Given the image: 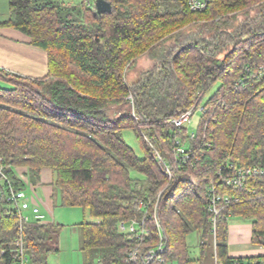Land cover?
<instances>
[{
  "label": "trees",
  "instance_id": "trees-1",
  "mask_svg": "<svg viewBox=\"0 0 264 264\" xmlns=\"http://www.w3.org/2000/svg\"><path fill=\"white\" fill-rule=\"evenodd\" d=\"M109 1L112 13L95 15L96 6L84 0L73 6L10 0L5 25L47 52L49 71L37 78L0 67V81L8 85L0 86L6 264H46L56 247L62 226L22 221L11 200L12 191L38 183L43 168L52 169L62 205L82 207L94 219L80 224L85 264H133L134 248L144 253L159 243L156 220L167 247L162 264H201L187 249L193 233L203 238L202 250L213 237L218 264H264V256L234 258L228 248L234 218L251 221L252 243L264 248V197L251 193L256 179L239 187L219 176L231 164L264 166V0H211L203 11H192L188 0ZM238 13L246 18L237 21ZM146 54L158 64L129 84L128 71ZM200 107L203 118L190 138L172 121ZM126 129L136 134L143 157L126 141ZM176 138L191 154L189 162L176 161ZM211 178L231 199L216 220ZM142 201L149 206L141 208ZM144 218L149 234L141 240L137 231L120 228L134 221L139 227Z\"/></svg>",
  "mask_w": 264,
  "mask_h": 264
},
{
  "label": "crops",
  "instance_id": "crops-1",
  "mask_svg": "<svg viewBox=\"0 0 264 264\" xmlns=\"http://www.w3.org/2000/svg\"><path fill=\"white\" fill-rule=\"evenodd\" d=\"M80 1L78 0L73 3L63 2L68 6H73ZM10 4V0H0V67L25 76L44 77L49 71L47 52L42 48L32 45L31 38L28 35L14 27L5 25L11 17ZM23 171L21 169L19 174L24 179H27ZM53 181L54 174L52 169L43 168L39 182L36 184L29 183L31 195L29 196L25 192L27 200L32 201V198H34L41 211L46 215V219L43 221L46 224L54 223L55 210L59 203V199H57L58 197L55 194ZM34 192L35 196H33ZM26 214L32 220L36 219L32 210L26 211ZM84 214L88 217V220L85 219V221H94L88 211H84ZM252 239L253 224L251 221L238 218L230 220L228 248L231 257L264 256V248L255 246L252 243ZM0 264H6L5 258L2 256L1 246Z\"/></svg>",
  "mask_w": 264,
  "mask_h": 264
},
{
  "label": "built area",
  "instance_id": "built-area-1",
  "mask_svg": "<svg viewBox=\"0 0 264 264\" xmlns=\"http://www.w3.org/2000/svg\"><path fill=\"white\" fill-rule=\"evenodd\" d=\"M85 3L92 7L96 5L97 0H84ZM211 3V0H188V5L192 11H203L208 5ZM131 102L133 103L132 96L129 97ZM204 110V108H201ZM205 111V110H204ZM195 108L190 109L183 115L178 118L173 119V124L175 125L178 131L180 130H188V125L190 124L192 117L194 116ZM196 133H190V138H195ZM178 137V136H176ZM172 153L179 163L189 162L191 160V154L187 151V149L182 145L181 140L179 138L175 139L174 147ZM159 159L163 160L162 156L158 154ZM165 163V170L168 172L169 176H171V166L167 161ZM220 179L224 181L227 186H243L247 179H256L255 184L256 187L251 189V193L258 194V197H264V166L254 165L247 167H239L234 166L233 164L230 167L227 166V172H219ZM209 187V196L211 198V208L215 213V220L219 213L223 210V208L228 207L231 204V199L229 196L225 194H221L217 188V181L214 178L209 179L208 181ZM11 200H13L18 208V214L22 221H28L30 217L26 214V211L32 210L35 218L39 221H44L46 219V215L41 211L38 203L32 198V201L27 200L26 194L24 191L15 192L12 191ZM139 206L141 208H146L149 206L146 202H140ZM157 219V217L155 216ZM157 226L160 232V241L159 243L149 248L144 253H141L140 246L134 248L129 254V261L133 264H154L155 261H159L160 263L165 262L164 255L167 251V247L165 244L164 233L162 230V226L158 220H156ZM137 222H133L129 226H126L124 222L121 223L120 228L125 232L132 233L137 231V237L141 240V236L148 235L149 230L144 227L145 218L141 221L139 227L136 226ZM17 245L20 247L21 253H23V239H19L17 241ZM139 260H141L139 262ZM24 261V260H23ZM23 264V263H22ZM99 264H101L99 262ZM218 264V263H216ZM248 264V263H245Z\"/></svg>",
  "mask_w": 264,
  "mask_h": 264
},
{
  "label": "rangeland",
  "instance_id": "rangeland-1",
  "mask_svg": "<svg viewBox=\"0 0 264 264\" xmlns=\"http://www.w3.org/2000/svg\"><path fill=\"white\" fill-rule=\"evenodd\" d=\"M68 3H73L78 0H63ZM62 0H59L61 4L66 5ZM264 5V4H263ZM263 5L256 6L255 9L250 11V15L257 14L260 10H262ZM237 21H241L246 18L245 13H238ZM158 60L155 59L152 55L146 54L142 56L131 69L128 71L126 80L130 84L133 81H136L144 72L151 70L158 64ZM0 86H8L4 82L0 81ZM207 97L204 100H206ZM203 102L201 106H203ZM203 118V113L201 107L198 108L194 112V116L190 124L188 125L189 132H196L199 123ZM124 137L126 141L136 150L139 156L143 157L144 152L141 148L140 142L136 136V134L131 129L124 130ZM25 192L27 195H31V188L29 185L26 186ZM57 199H59L58 206L55 210V225H59L57 229L58 237H55L56 247L54 251H52L48 255V260L46 264H85L86 260V251L83 250V235L81 229V223L88 220L87 215L84 214V209L82 207H71L64 206L60 202L61 198L58 192ZM35 192L34 195L35 196ZM32 198V197H31ZM53 218V216H51ZM50 217V218H51ZM59 229V230H58ZM203 238L200 234L193 233L187 239V249L191 259H194L196 263L201 264H216L215 257V240L213 237H209L205 240L206 246L204 250L201 248V244L203 242ZM91 260L94 262L96 257L94 254H90ZM154 264H162V263H154ZM166 264H179L177 261H168Z\"/></svg>",
  "mask_w": 264,
  "mask_h": 264
},
{
  "label": "water",
  "instance_id": "water-1",
  "mask_svg": "<svg viewBox=\"0 0 264 264\" xmlns=\"http://www.w3.org/2000/svg\"><path fill=\"white\" fill-rule=\"evenodd\" d=\"M95 6V15L111 14L113 11V5L109 0H97ZM96 40L99 41V38Z\"/></svg>",
  "mask_w": 264,
  "mask_h": 264
}]
</instances>
